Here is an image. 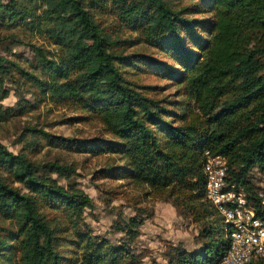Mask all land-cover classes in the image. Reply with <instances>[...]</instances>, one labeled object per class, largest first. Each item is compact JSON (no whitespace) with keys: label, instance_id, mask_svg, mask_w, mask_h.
<instances>
[{"label":"trees","instance_id":"1","mask_svg":"<svg viewBox=\"0 0 264 264\" xmlns=\"http://www.w3.org/2000/svg\"><path fill=\"white\" fill-rule=\"evenodd\" d=\"M0 28L18 29L13 41L31 51L27 65L8 45L0 52V122L11 115L1 103L7 81L81 113L74 119L97 120L108 137L29 131L53 148L112 155L99 176L144 186L200 223V248H176L166 264H213L227 248L205 193L210 155L225 160L227 182L264 221V191L249 179L264 172V0H0ZM138 44L164 60L126 52ZM135 74L175 89L159 97L160 86L137 84ZM66 173L0 143V264H136L142 214L118 224L117 244L95 235L83 216L91 199L52 176Z\"/></svg>","mask_w":264,"mask_h":264},{"label":"rangeland","instance_id":"2","mask_svg":"<svg viewBox=\"0 0 264 264\" xmlns=\"http://www.w3.org/2000/svg\"><path fill=\"white\" fill-rule=\"evenodd\" d=\"M16 30L0 28V52L10 54L5 49L8 45L13 52L10 57L27 65L25 58H31V51L24 41H13L11 35L19 34V30ZM32 41L43 42L45 46L48 44L40 37H35ZM126 52H142L164 60L154 48L144 44L135 45ZM130 79L140 85L160 86L163 92L159 97L169 95L175 89L167 83L168 81L150 74H135L131 75ZM5 87L9 89V94L1 103L4 108L9 109L11 115L0 122V143L15 153L25 150L30 153V158L36 164L57 162L64 165L69 170L68 174L52 176L60 185L80 189L91 199L92 206L84 209L83 216L92 233L117 244L123 236L117 230L118 224H121L123 219L139 213L144 221L131 247L136 264H166L169 254L175 253L176 248H200L203 241L200 235L201 224L180 213L169 200L149 196L144 186L131 180L99 176L98 170L113 164V161L116 162L112 155L106 153L93 156L89 153H74L53 148L46 145L40 135L32 136L29 131L30 128H36L68 137H108L97 120L74 119L81 113L68 106L55 105L48 100L40 101L38 96L20 83L7 81ZM249 179L262 195L264 172L254 168L250 171Z\"/></svg>","mask_w":264,"mask_h":264},{"label":"built area","instance_id":"3","mask_svg":"<svg viewBox=\"0 0 264 264\" xmlns=\"http://www.w3.org/2000/svg\"><path fill=\"white\" fill-rule=\"evenodd\" d=\"M204 172L206 198L223 218L227 241L226 250L213 264H254L264 259V221L248 204L245 190L227 182L225 160L208 156Z\"/></svg>","mask_w":264,"mask_h":264}]
</instances>
